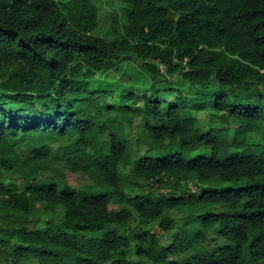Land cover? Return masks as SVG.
<instances>
[{
  "label": "trees",
  "instance_id": "1",
  "mask_svg": "<svg viewBox=\"0 0 264 264\" xmlns=\"http://www.w3.org/2000/svg\"><path fill=\"white\" fill-rule=\"evenodd\" d=\"M120 1L99 35L92 0H0V264H264V0ZM56 140L90 183L43 174Z\"/></svg>",
  "mask_w": 264,
  "mask_h": 264
},
{
  "label": "rangeland",
  "instance_id": "2",
  "mask_svg": "<svg viewBox=\"0 0 264 264\" xmlns=\"http://www.w3.org/2000/svg\"><path fill=\"white\" fill-rule=\"evenodd\" d=\"M96 7L98 8V27L96 29V33L99 35L108 34L110 29L111 18L114 14L118 16L119 21L123 22L125 20L126 14L128 12V6L126 3H123L120 0H92ZM142 75L140 74L138 68L133 63L125 62L123 66L118 71L110 72L105 76L103 74H96L94 80L92 82L93 88H106V89H116V90H127L130 87H136L142 81ZM140 78V79H139ZM170 83L169 86L181 83L180 80H175L172 77L169 78ZM150 82V81H149ZM170 99V97H167ZM261 140V136L259 134H249L247 137L248 142L258 143ZM68 139L62 138L60 141L62 144L67 142ZM59 140L51 143V149L53 152V157L51 160L52 168L50 171H45L44 175L54 176L56 179L62 176L66 182L70 185L73 190H76L79 186L90 183L89 177L83 172H73L65 165V162L62 157V147L60 145ZM9 180L12 182L20 183V180L16 177V174L13 173L10 175ZM228 185V183H226ZM126 206V203L122 200L114 198L109 208L111 210H118L122 207ZM45 204L42 202H36L31 206L32 214L29 217V222L35 227H40L44 225V216L51 214L52 212L46 213L44 211ZM56 212H59V209H56ZM174 218V222L176 225H181L184 222L183 217L180 213L171 212ZM217 243H224L219 236H216L215 239ZM161 241L167 245L170 241L166 236L161 237ZM15 245L11 244L7 247H0L1 251L6 252L12 250ZM127 256H134L133 246H130L125 250ZM192 253L188 252L184 255L174 256L175 259L178 260H186ZM5 256L4 254L0 255V263H4Z\"/></svg>",
  "mask_w": 264,
  "mask_h": 264
},
{
  "label": "clouds",
  "instance_id": "3",
  "mask_svg": "<svg viewBox=\"0 0 264 264\" xmlns=\"http://www.w3.org/2000/svg\"><path fill=\"white\" fill-rule=\"evenodd\" d=\"M160 68H162V66H160Z\"/></svg>",
  "mask_w": 264,
  "mask_h": 264
}]
</instances>
